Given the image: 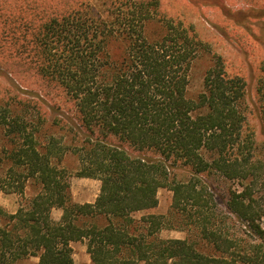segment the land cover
<instances>
[{"label": "trees", "instance_id": "obj_1", "mask_svg": "<svg viewBox=\"0 0 264 264\" xmlns=\"http://www.w3.org/2000/svg\"><path fill=\"white\" fill-rule=\"evenodd\" d=\"M218 6L223 31L230 24L264 54V9ZM196 28L160 0H0V66L11 74L0 86V190L36 188L15 212L0 208V264H74L72 241H85L92 264H264V142L252 120L264 134V55L245 59L250 106L244 75L227 71ZM202 53L211 63L190 99ZM34 78L52 92L21 87ZM67 153L76 176L100 181L94 201H72ZM159 188L171 192L167 212L136 218ZM168 228L186 234L159 236Z\"/></svg>", "mask_w": 264, "mask_h": 264}, {"label": "rangeland", "instance_id": "obj_2", "mask_svg": "<svg viewBox=\"0 0 264 264\" xmlns=\"http://www.w3.org/2000/svg\"><path fill=\"white\" fill-rule=\"evenodd\" d=\"M164 9L169 12L170 15H175L178 17H185L192 21L196 29L199 31L200 36L209 44V48L212 53L221 55L227 60L226 63L227 71L230 73L239 72L244 75L246 83L248 84V105H252L253 100L255 99V80L251 76L250 65L245 64V59L258 60L260 57H263V52L261 49H258L257 44L250 42L247 36L237 29L231 27L230 24L224 25L228 29L229 35L225 33L220 27V19L224 16L225 11L218 5H223L224 8L234 14L245 13L247 10L253 12L261 11L260 8L264 9V0H195L194 5L193 0H160ZM253 15V14H252ZM253 18V16H251ZM254 19V18H253ZM250 24V21H249ZM251 24H257V22H252ZM263 23H261L262 25ZM150 31L158 32L160 29L158 23H153L150 26ZM243 44V46L241 45ZM264 46V42L262 44ZM113 52L118 54L120 52V45H113ZM253 60V62H254ZM211 63L210 53L199 54L194 58L191 63L188 84L186 87V96L187 98L194 99L197 94L202 90V81L206 69ZM248 63V62H246ZM0 68L3 71H0V86H7L11 77V74L7 73V70L4 67ZM28 76V75H27ZM13 78V76H12ZM31 84L28 87H24L32 94L45 95L47 92H52L50 89L38 82V79H31ZM6 88V87H5ZM55 93V92H54ZM48 94V93H47ZM56 94V93H55ZM51 101H56L62 103L61 99L55 96L51 97ZM67 110L65 112L71 117L72 113L69 112V108L66 107V104L60 109ZM255 123V135L258 143L264 142V134L260 128V124L256 116L252 119ZM56 129H53V131ZM4 141L2 139V133L0 131V150L2 149ZM264 156V149H263ZM61 165L64 166L68 173L70 174L69 183H70V194L72 201L76 203L92 202L94 201L96 195L99 192L100 181L97 179L87 178V177H78L75 175L78 163L74 155L67 153L63 158ZM0 166V178L2 177V170ZM173 173H176L177 176H182L186 173L185 170L175 169ZM210 181L213 184L224 187L226 182L221 179L212 178ZM36 192V188L33 185H27L22 194L18 193H6L0 190V208L8 213H13L17 208L24 203V201L31 197ZM157 205L153 208H149L140 212L134 213L136 218L140 217L142 214L153 213V214H164L167 212L171 200V192L166 188H159L156 193ZM61 214V210L58 208H53L51 211L52 218L58 220ZM185 231L175 230V229H163L159 232V236L163 238H183L185 236ZM71 247V256L74 264H92L90 261L89 254L86 251L85 241H72L70 242ZM38 257L29 256L27 258L20 259L16 264H37Z\"/></svg>", "mask_w": 264, "mask_h": 264}]
</instances>
